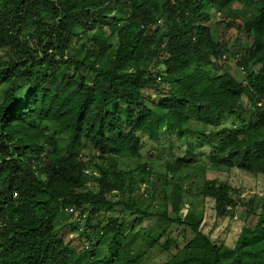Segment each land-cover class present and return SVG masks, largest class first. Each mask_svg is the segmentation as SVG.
<instances>
[{"label":"trees","instance_id":"trees-1","mask_svg":"<svg viewBox=\"0 0 264 264\" xmlns=\"http://www.w3.org/2000/svg\"><path fill=\"white\" fill-rule=\"evenodd\" d=\"M235 3L253 9L237 29L245 38L233 54H242L240 82L218 73L224 52L204 25L206 9ZM1 50L0 264H143L140 237L123 235V221L90 224L112 206L183 228L181 239L158 245L160 234L150 245L167 255L161 264H264L262 199L242 212L234 248L212 242L191 212L179 215L189 192L168 177H202L196 195L211 199L218 216L241 207L235 189L204 179L189 152L156 176L172 189L159 192L162 210L138 204L141 187L154 182L140 163V135L154 139L165 128L191 148V120L204 128L195 148L209 147L211 169L264 178V0H0ZM85 143L101 164L80 156ZM122 160L137 166L122 170ZM65 209L89 223L85 242L72 224L54 227ZM108 237L110 258L100 259Z\"/></svg>","mask_w":264,"mask_h":264},{"label":"rangeland","instance_id":"rangeland-1","mask_svg":"<svg viewBox=\"0 0 264 264\" xmlns=\"http://www.w3.org/2000/svg\"><path fill=\"white\" fill-rule=\"evenodd\" d=\"M252 10L251 5L235 3L229 9H223L217 5H212L204 12V25L208 27L214 43L218 44L223 49V56L226 57L225 61L223 56L218 59V73L229 74L239 82L243 80L244 75L236 66L233 54L243 51L245 38L237 32V29L240 23L249 19ZM113 16L114 14L112 17ZM88 46H90L89 43ZM5 59L4 51L1 50L0 60L4 61ZM154 72L156 78L162 74V72H159L157 69ZM156 81L158 82V79H156ZM147 92L150 93L151 91L147 90ZM2 95L3 89L0 88V102L2 101ZM190 123L192 134L189 141L192 142L191 144L193 145L191 148H187V144L178 138L176 132L172 133L170 131H165V128L162 130V133H159L154 139H151L146 134L140 135L142 141V159L140 163L146 164L145 167H147L154 176V182L151 184L152 190L150 187H148V190L147 187H141L144 191L142 192L140 190V194L138 193V195L142 197V200L138 203L140 205L139 207L148 214L162 210V207L159 205L161 202L159 192L165 191V193L169 195L172 189L170 186H164V181L157 179L156 176L158 177L165 171L164 166L167 163H172L177 159L187 158V156H189L187 152H189L190 156L198 161V164L195 166L197 167L198 165V168L205 170L204 179L217 180L235 189L237 198L241 201V207L225 217L218 216L214 209V202L211 199L197 197L198 195H196L201 189L202 177H194L189 181H184L182 177H168L167 181L170 180L172 183L177 184L183 193L189 192V194L185 196L186 205L182 207L179 215L184 218L187 213L191 212L196 218L201 219L200 228L212 242L218 246L234 248L244 225L242 212L254 206V204L261 199L264 201V178L262 176L250 175L237 169L220 171L211 169L207 157L209 147L203 143V147L195 148L197 145V138L204 128L194 120H191ZM231 124V120L222 122L221 128H230ZM232 128L235 130L234 127ZM211 130V128H206L207 134ZM53 132L54 130H52V133ZM80 156L84 158L85 162H91V166L101 164V161L93 159L96 158L98 154H96L93 147L87 143L83 145ZM136 164V161L132 163L122 160L120 168L122 170L125 168L132 169L137 166ZM96 172L95 174L99 175ZM112 200H114L113 202L118 201L116 197ZM77 215V213H72L70 210L62 211L58 215L54 227L57 229L66 224H72L77 227L79 232H82V234L85 233L89 223L79 221ZM111 218H118L124 222L125 227L123 229V235L131 230L139 235L142 242L139 251L144 254L143 264L163 263L167 255L161 251L158 245H161L165 239L169 237L181 239L184 232L182 227L169 225L162 218L154 219L146 215L135 216L133 214L130 215L129 212L124 213L121 206H112L110 209L101 210L97 216L91 219L90 224H96V227H100V230L101 226ZM187 232L188 231H186V233ZM160 234H163V236L157 240ZM83 236V242H85L87 240L86 233ZM97 239L98 238L94 236L93 242L95 243ZM155 240H157L158 245L150 247ZM109 244L110 238L108 237L97 247L96 253L100 259L110 258L108 255Z\"/></svg>","mask_w":264,"mask_h":264},{"label":"built area","instance_id":"built-area-1","mask_svg":"<svg viewBox=\"0 0 264 264\" xmlns=\"http://www.w3.org/2000/svg\"><path fill=\"white\" fill-rule=\"evenodd\" d=\"M179 1H185V0H179ZM241 55H242V54H237V55L235 56V60H239L240 57H241ZM223 59H224V61H225V60H226V57L223 56ZM239 70L241 71V73H242L243 75L245 74V69H244L243 67L239 68ZM157 79L159 80V78H157ZM257 106H258V107L264 106V97H262V98L258 101ZM84 174H85L86 176H91V175H93V176H95V177H98L97 174H95V173H91L89 170H85V171H84ZM142 187H144V186H142ZM144 188H145V187H144ZM141 191H142V192L144 191L143 188L141 189ZM68 210H69V209H65V211H68ZM85 217H86V215H83V216H82V220H84Z\"/></svg>","mask_w":264,"mask_h":264}]
</instances>
